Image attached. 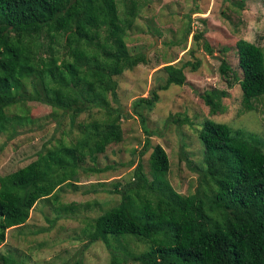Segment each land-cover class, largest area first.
<instances>
[{"label": "trees", "instance_id": "obj_1", "mask_svg": "<svg viewBox=\"0 0 264 264\" xmlns=\"http://www.w3.org/2000/svg\"><path fill=\"white\" fill-rule=\"evenodd\" d=\"M137 7L131 0L129 11L120 15L119 0H0V134L9 122L6 109L27 100L44 102L73 121L85 110L102 107L97 97L104 99L109 93L117 99L113 76L146 61L143 52L130 53L125 41L133 21L129 17L136 15ZM203 31L194 33V39L202 38ZM236 48L243 73L239 85L251 107V99L264 95V52L243 38ZM203 50L212 52L207 41ZM199 64L196 60L164 65L167 77L159 89L183 84L186 66L195 71ZM219 70L226 73L230 67L221 61ZM214 93L202 96L212 112L217 109ZM157 99L154 91L139 102L151 106ZM21 109L24 115H16L17 120H27V109ZM105 115L102 121L83 125L75 142H60L34 164L0 176V245L6 228L24 223L27 208L37 198L63 183L72 184L66 180L74 169L52 176L53 170L75 166L73 162L86 155L93 160L108 144L122 140L120 121L130 114L106 105ZM171 116L178 124L189 121ZM198 135L203 167H198L200 187L193 193H179L166 179L170 161L160 144L153 145L149 157L153 179L148 180L138 161L132 181L114 184L112 191L121 195L120 202L92 220L89 236L107 247L111 239L129 237L150 244L131 259L112 253L110 264H264L261 143L242 129L212 119L205 120ZM2 261L16 264L9 255Z\"/></svg>", "mask_w": 264, "mask_h": 264}, {"label": "rangeland", "instance_id": "obj_2", "mask_svg": "<svg viewBox=\"0 0 264 264\" xmlns=\"http://www.w3.org/2000/svg\"><path fill=\"white\" fill-rule=\"evenodd\" d=\"M135 1L138 7L136 15L129 17L133 21L125 41L130 53L143 52L146 61L113 76L117 99L109 93L104 99L97 97L103 106L85 110L73 121L61 110L34 100L6 109L9 122L0 134V176L34 164L60 142H75L83 125L105 119L106 105L119 106L130 115L120 121V142L108 144L93 160L86 155L81 161L69 162L75 166L66 164L53 170L52 176L74 169L66 180L72 184L63 183L40 196L27 208L24 223L6 228L0 264L3 255L12 257L16 264H110L112 253L131 259L147 250L150 243L141 237L111 239L107 247L103 240L89 236V224L120 202L121 195L112 191L114 184L132 181L138 161L148 180L153 179L149 157L155 144L168 155L170 166L165 177L176 191L188 195L200 187L198 167H203V146L198 132L206 119L242 129L264 150V95L251 99L248 107L239 85L243 73L236 48L237 40L243 38L264 52V0ZM130 8L131 0H119L120 15ZM202 30L203 37L197 41L193 34ZM203 41L212 47L211 53L203 50ZM196 60L200 64L195 71L190 66L184 69L183 84L159 89L167 77L164 65L180 66ZM221 61L230 67L226 73L219 70ZM27 89L30 93L32 86ZM212 90L217 93L214 112L202 97ZM154 91L158 99L151 106L139 102ZM137 102L140 105H135ZM21 105L27 109V120L18 121L16 115H24ZM171 115L189 121L178 124Z\"/></svg>", "mask_w": 264, "mask_h": 264}]
</instances>
